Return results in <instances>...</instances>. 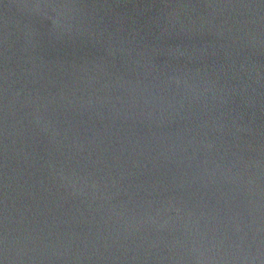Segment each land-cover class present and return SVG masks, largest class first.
Masks as SVG:
<instances>
[{"label": "water", "instance_id": "95a60500", "mask_svg": "<svg viewBox=\"0 0 264 264\" xmlns=\"http://www.w3.org/2000/svg\"><path fill=\"white\" fill-rule=\"evenodd\" d=\"M0 264H264V0H0Z\"/></svg>", "mask_w": 264, "mask_h": 264}]
</instances>
